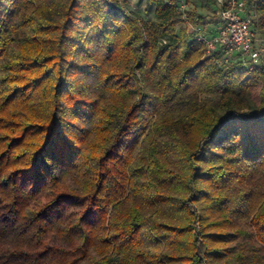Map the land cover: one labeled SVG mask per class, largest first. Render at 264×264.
I'll return each mask as SVG.
<instances>
[{
    "label": "trees",
    "instance_id": "obj_1",
    "mask_svg": "<svg viewBox=\"0 0 264 264\" xmlns=\"http://www.w3.org/2000/svg\"><path fill=\"white\" fill-rule=\"evenodd\" d=\"M147 2L0 0V264H264V67Z\"/></svg>",
    "mask_w": 264,
    "mask_h": 264
},
{
    "label": "built area",
    "instance_id": "obj_2",
    "mask_svg": "<svg viewBox=\"0 0 264 264\" xmlns=\"http://www.w3.org/2000/svg\"><path fill=\"white\" fill-rule=\"evenodd\" d=\"M213 10L207 14L209 32L201 24L189 21L190 5L193 0H180L188 32L195 34L196 40L205 46L207 55L223 49L222 61L239 56L250 70L264 67V35L255 25L258 19L254 0H210Z\"/></svg>",
    "mask_w": 264,
    "mask_h": 264
},
{
    "label": "rangeland",
    "instance_id": "obj_3",
    "mask_svg": "<svg viewBox=\"0 0 264 264\" xmlns=\"http://www.w3.org/2000/svg\"><path fill=\"white\" fill-rule=\"evenodd\" d=\"M126 4L133 10L138 11L140 14H143L145 17H152L154 14V6L150 5L147 0H125ZM194 6H199V0H193Z\"/></svg>",
    "mask_w": 264,
    "mask_h": 264
}]
</instances>
